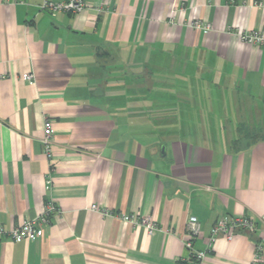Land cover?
Returning a JSON list of instances; mask_svg holds the SVG:
<instances>
[{
  "label": "crops",
  "instance_id": "crops-1",
  "mask_svg": "<svg viewBox=\"0 0 264 264\" xmlns=\"http://www.w3.org/2000/svg\"><path fill=\"white\" fill-rule=\"evenodd\" d=\"M42 1L0 0V225L48 201L61 214L34 241L0 238V264H178L190 217L204 251L240 216L256 234L219 236L203 264H264V45L235 32L264 31V0H87L76 15Z\"/></svg>",
  "mask_w": 264,
  "mask_h": 264
},
{
  "label": "built area",
  "instance_id": "built-area-1",
  "mask_svg": "<svg viewBox=\"0 0 264 264\" xmlns=\"http://www.w3.org/2000/svg\"><path fill=\"white\" fill-rule=\"evenodd\" d=\"M7 3L26 4L25 0H4ZM261 5L262 3H255ZM88 7L87 0H43L38 5L39 11L48 12L51 14H71L76 15L82 13ZM191 26L202 31H209L211 25H205L200 21H193ZM242 43L254 46L264 45V31L263 30H245L235 31ZM23 78L30 84L34 83V75L32 73L25 74ZM44 152L48 159L53 155V123L46 119L43 124L42 136L40 138ZM51 173L47 174L46 184L51 188L53 180ZM92 211L98 212L102 216L115 215L124 222H128L133 226L144 228L149 234L158 230V223L152 216H139L136 214H119L112 213L107 208L98 205H92ZM61 214L60 208L54 201L46 202L44 210L36 217L25 220L20 226L7 229L0 225V238L6 237L12 241H34L39 233L40 226L48 227L54 217ZM264 222V217L261 219ZM201 225L196 217H190L187 227L184 246L186 254L180 260L183 264H203L208 252L216 243L219 236H225L228 240H232L238 234H256L258 231V221L251 216H240L231 218L219 219L211 228L208 249L201 251L195 248V241L200 233ZM255 261L262 259L263 246L256 244Z\"/></svg>",
  "mask_w": 264,
  "mask_h": 264
},
{
  "label": "trees",
  "instance_id": "trees-1",
  "mask_svg": "<svg viewBox=\"0 0 264 264\" xmlns=\"http://www.w3.org/2000/svg\"><path fill=\"white\" fill-rule=\"evenodd\" d=\"M262 139L264 140V136L262 137ZM252 236H253V234H252ZM254 241L256 242V244H260V241L258 239L254 238ZM178 264H183V263L180 261Z\"/></svg>",
  "mask_w": 264,
  "mask_h": 264
},
{
  "label": "water",
  "instance_id": "water-1",
  "mask_svg": "<svg viewBox=\"0 0 264 264\" xmlns=\"http://www.w3.org/2000/svg\"><path fill=\"white\" fill-rule=\"evenodd\" d=\"M164 151V149H162Z\"/></svg>",
  "mask_w": 264,
  "mask_h": 264
}]
</instances>
